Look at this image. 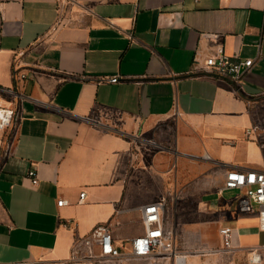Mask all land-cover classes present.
Here are the masks:
<instances>
[{"label": "crops", "instance_id": "crops-1", "mask_svg": "<svg viewBox=\"0 0 264 264\" xmlns=\"http://www.w3.org/2000/svg\"><path fill=\"white\" fill-rule=\"evenodd\" d=\"M218 47L253 59L242 93L191 73ZM0 89L22 98L2 142L0 264H81L71 246L98 224L126 254L156 201L176 259L153 264H202L179 254L217 250L223 226L264 245L224 188L230 170H264V0H0Z\"/></svg>", "mask_w": 264, "mask_h": 264}, {"label": "built area", "instance_id": "built-area-1", "mask_svg": "<svg viewBox=\"0 0 264 264\" xmlns=\"http://www.w3.org/2000/svg\"><path fill=\"white\" fill-rule=\"evenodd\" d=\"M195 58V63H196ZM253 65V59L233 60L227 56L222 47L215 50V55L207 56L203 65L198 67L196 64L192 67L191 73L196 74L198 70L202 76L227 82L233 90L238 93L243 92V77ZM25 74L20 73L17 67L14 69L13 80L15 90L17 85L25 80ZM115 81L116 78H109ZM5 100L6 105L2 103ZM22 98L20 95H13L0 89V133L7 128H13L16 125L18 114L21 109ZM95 126L100 128H111L108 123L101 124L100 121L87 118ZM113 128V127H112ZM254 132L259 133V126L254 125ZM28 175L32 178V184L36 185L37 177L34 170H30ZM224 188L228 190H242L244 196L238 198V209L242 213H254L258 217V228L264 232V170H230L226 173ZM84 193L80 194V198ZM67 204L66 200H58L57 205ZM164 201H156L143 206L140 210L141 219L145 227L142 235L129 240L130 251L126 254L117 247L112 238L110 228L106 224L96 225L89 233L78 236L72 246L70 260L82 261L90 259H100L106 262H122L129 259H149L153 256H165L176 253L173 244L172 231L165 228L164 225ZM222 239V246L229 249L233 246V230L229 226H223L219 229ZM253 262L261 260L264 254V245L253 249Z\"/></svg>", "mask_w": 264, "mask_h": 264}, {"label": "rangeland", "instance_id": "rangeland-1", "mask_svg": "<svg viewBox=\"0 0 264 264\" xmlns=\"http://www.w3.org/2000/svg\"><path fill=\"white\" fill-rule=\"evenodd\" d=\"M254 113V125H258L261 132V143L264 147V96L261 97L257 104L253 109ZM9 128L0 133V165L3 161L5 152V146L2 144L4 137L7 134ZM226 194H229L231 197V202H235L237 198H241L244 196L242 190H232L227 191ZM260 243L264 244V232L260 235ZM253 253L254 250L251 249H242L240 247H236L234 244L231 248L225 249L221 245L217 250H207V251H187L181 252L179 255L186 254L188 258H196L202 261V264H264V254L261 256V260L258 262H253ZM176 253L167 254L165 256H153L149 258L152 262L155 259L162 258H174ZM177 258H183V256H178ZM81 264H117V262H106L100 259H90V260H82ZM153 264V262L151 263Z\"/></svg>", "mask_w": 264, "mask_h": 264}, {"label": "bare ground", "instance_id": "bare-ground-1", "mask_svg": "<svg viewBox=\"0 0 264 264\" xmlns=\"http://www.w3.org/2000/svg\"><path fill=\"white\" fill-rule=\"evenodd\" d=\"M254 258H255V256H254Z\"/></svg>", "mask_w": 264, "mask_h": 264}]
</instances>
